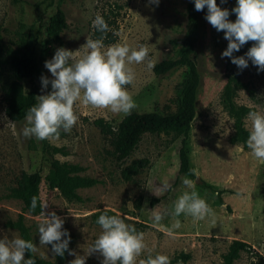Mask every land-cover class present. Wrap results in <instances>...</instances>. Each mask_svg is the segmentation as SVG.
Listing matches in <instances>:
<instances>
[{
  "label": "rangeland",
  "instance_id": "374dc122",
  "mask_svg": "<svg viewBox=\"0 0 264 264\" xmlns=\"http://www.w3.org/2000/svg\"><path fill=\"white\" fill-rule=\"evenodd\" d=\"M58 1L0 0V24L12 30L21 23L33 28L32 43L40 68L34 83L39 95L51 91L49 84L42 92L41 76L52 78L45 61L53 57L57 48L70 49L79 58L85 52L83 45L87 39L101 36L93 27L96 15L103 16L111 29L105 34L106 47L115 43H127L131 47L145 45L149 48V58L156 63L174 56L175 48L169 40L182 36L187 27V13L194 5V0H160L158 6L150 4L149 0H61L66 28L62 31L61 43L56 44L48 40L46 26ZM230 1L236 5L237 0H226L223 4L217 0V3L230 10ZM111 8L112 14L109 13ZM206 14V7L197 11L198 36L191 55L197 67L199 86L196 112L185 147L186 168L179 155L183 148L181 133L176 130L142 134L128 158L116 161L111 154L109 136H117L118 123L125 115L83 102L76 105L79 120L71 132L61 131L60 136L52 140L25 138L22 134L25 119L16 122L8 118L0 92V234L20 237L7 222L16 219L21 212V202L8 196V191L21 172L38 169L41 174L39 195L47 205L45 213L55 211L64 219L63 227L71 237L69 249L77 255H84L101 232L100 226L90 221L89 214L98 209H111L127 223L141 224L138 231L145 234L153 255L172 257L187 252L190 257L183 264H219L229 242L240 239L251 245V251H242L237 264H264V161L257 160L241 143L229 142L233 121L220 102L226 74H234L251 88V92L239 89L236 103L264 112V71H258L251 61L243 70L231 59L227 66L225 57H221L226 43L224 33L208 23ZM252 43L245 44L233 55H244ZM132 67L136 80L128 88L137 104L132 111L174 113L186 110L188 88L192 83L186 64L164 75L154 74L147 68V61ZM244 125L250 130L247 116ZM44 143L62 149L52 157L78 164L83 168L82 174L99 180L95 185L78 189L81 200L68 201L57 188L48 186L52 157L43 151ZM134 158H144L148 165L131 180H125L120 169ZM185 177L193 181L194 190L207 201L214 214L199 221L185 215L168 216L160 224H153L151 217L155 209L171 208L184 191L193 190L183 184ZM165 180L171 183L172 189L157 196L155 193ZM205 183L227 190L221 195L222 204ZM152 199H157L154 205L150 203ZM43 219L41 213L27 214L25 223L37 245L36 255L52 260L51 245H39L38 224ZM176 219L181 227L170 233L169 228ZM73 259L74 255L67 254L65 264ZM101 261L97 253L88 256L86 264H101Z\"/></svg>",
  "mask_w": 264,
  "mask_h": 264
},
{
  "label": "clouds",
  "instance_id": "9594fccd",
  "mask_svg": "<svg viewBox=\"0 0 264 264\" xmlns=\"http://www.w3.org/2000/svg\"><path fill=\"white\" fill-rule=\"evenodd\" d=\"M159 2L149 0L157 6ZM223 3L226 0H221ZM194 4L196 11L206 7L205 19L218 32L223 31L228 44L221 53L222 58H230L241 70L251 61L258 71H264V0H237L231 9L236 16L234 21L229 19L230 10L218 5L217 0H194ZM93 27L101 36L87 39L82 56L77 58L74 51L59 47L53 57L45 61L52 78L41 76V90L43 92L50 84L51 91L37 96V103L26 113L22 129L25 138L52 140L58 138L61 131L71 132L79 120L75 110L78 102L125 116L137 107L128 88L136 80L132 65L147 61V68L153 69L155 64L149 58V48L145 45L131 47L127 43L106 47L105 34L111 29L99 14L93 20ZM249 42H253L252 46L244 55H233ZM247 120L250 122L247 148L257 160L264 161V112L249 111ZM182 182L193 190L184 191L171 208L155 209L151 217L153 224H160L168 216L185 215L199 221L214 214L212 207L194 190L193 181L185 177ZM171 189V183L165 180L155 194L164 195ZM38 206L44 217L38 224L39 245H51L55 256L63 257L65 252L74 255L70 264H86L87 257L97 253L102 257L101 264H171L168 255H153L143 232L119 215H109L106 211L96 221L101 228L100 234L84 255H77L69 249L71 237L63 227L64 219L55 211L46 214V203L38 202V197L34 196L30 207L35 210ZM180 227L176 219L169 232ZM37 252V245L31 240L0 234V264H36ZM26 253L31 256L26 258ZM141 256L144 258L140 259Z\"/></svg>",
  "mask_w": 264,
  "mask_h": 264
},
{
  "label": "trees",
  "instance_id": "16d2710c",
  "mask_svg": "<svg viewBox=\"0 0 264 264\" xmlns=\"http://www.w3.org/2000/svg\"><path fill=\"white\" fill-rule=\"evenodd\" d=\"M230 19L235 20V13L231 9L235 4L230 1ZM113 13V9L109 10ZM108 17V15H106ZM187 27L181 37H174L169 40L175 48L173 57L162 58L154 63L152 69L156 75H164L170 70L186 64L192 76V83L188 88L186 100V110L174 113H160L157 111L137 112L121 118L118 123L117 136H109L111 144V154L118 162H123L132 153L142 134L146 132H159L176 130L181 133V142L183 148L180 150V159L185 168L188 165L185 147L193 117L196 112V103L198 99L199 76L196 64L191 58L194 52L198 36V18L195 4L187 13ZM66 28L65 14L61 8V0L58 1L55 11L49 18L46 33L50 42L60 44L62 31ZM33 28L31 25L21 23L17 29H10L0 24V92L5 102V114L13 121L20 122L25 119L29 108L37 103L38 90L34 83V78L39 72V64L35 55L33 43ZM228 41L226 40L225 49ZM228 66L230 58L225 57ZM246 89L251 92L248 83L241 81L234 74H226L225 82L220 93V102L223 109L232 118L233 132L229 137L230 143H241L243 148H247L246 141L249 135V129L244 125V119L253 108L238 104L235 101L237 91ZM43 151L53 156L54 153L61 152L62 149L57 146L44 143ZM187 163V164H186ZM148 162L144 158H134L120 169L123 179L131 180L136 174L146 168ZM184 168V169H185ZM49 169L51 176L47 179L50 188H57L60 195L68 201H79L81 197L78 189L90 187L99 182L97 178L82 174L83 168L78 164L60 161L54 157L49 160ZM264 169V162H263ZM188 171V170H183ZM41 174L38 169L32 172H21L16 179L15 185L11 186L8 196L16 198L21 202V212L16 219L8 221L7 225L16 229L20 238L33 241L29 226L25 223V216L41 213L38 206L32 210L30 205L34 196L38 197V202H42L39 195V183ZM205 187L216 193L219 203H223L222 193L226 189L205 183ZM157 199L150 201L151 205ZM229 208V206H226ZM109 215H117L111 209H98L89 214L90 221L97 224L98 216L104 212ZM98 225V224H97ZM137 230L140 229L139 223L133 224ZM242 251H251V245L240 239H232L226 251L222 254L219 264H237ZM68 252L63 257L55 256L52 260H46L35 254L36 264H65ZM31 256L26 253V258ZM190 257L187 252H179L170 257L171 264H183Z\"/></svg>",
  "mask_w": 264,
  "mask_h": 264
},
{
  "label": "water",
  "instance_id": "95a60500",
  "mask_svg": "<svg viewBox=\"0 0 264 264\" xmlns=\"http://www.w3.org/2000/svg\"><path fill=\"white\" fill-rule=\"evenodd\" d=\"M196 180H197V182H200L199 178H197Z\"/></svg>",
  "mask_w": 264,
  "mask_h": 264
}]
</instances>
